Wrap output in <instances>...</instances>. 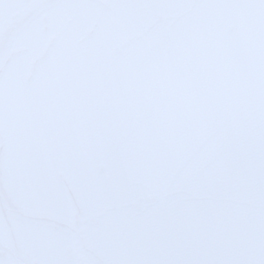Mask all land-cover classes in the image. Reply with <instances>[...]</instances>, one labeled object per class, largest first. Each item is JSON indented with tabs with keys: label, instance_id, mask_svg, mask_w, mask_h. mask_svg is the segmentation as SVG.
Here are the masks:
<instances>
[{
	"label": "snow or ice",
	"instance_id": "snow-or-ice-1",
	"mask_svg": "<svg viewBox=\"0 0 264 264\" xmlns=\"http://www.w3.org/2000/svg\"><path fill=\"white\" fill-rule=\"evenodd\" d=\"M0 264H264V0H0Z\"/></svg>",
	"mask_w": 264,
	"mask_h": 264
}]
</instances>
